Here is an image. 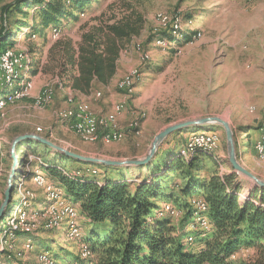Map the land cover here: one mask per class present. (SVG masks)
Wrapping results in <instances>:
<instances>
[{
    "label": "rangeland",
    "instance_id": "rangeland-1",
    "mask_svg": "<svg viewBox=\"0 0 264 264\" xmlns=\"http://www.w3.org/2000/svg\"><path fill=\"white\" fill-rule=\"evenodd\" d=\"M13 1L0 0V26L8 24L6 32H10L8 37H4L2 40L6 38L11 40L7 41L4 46L5 49L10 48L17 52H26L27 61L17 64L15 71L16 73H20L21 70L24 72L27 67V74H30L32 86L27 90L26 97L5 104L0 108V145L5 154L0 203L3 200V189L11 166L9 146L20 133L40 134L56 144L84 155L129 159L145 155L155 134L165 127L190 119L215 115L229 122L233 130L236 156L241 162L242 155L239 154L241 145L239 143L242 141L243 134H240L242 129L239 130L236 125L251 122L230 121L233 115V107L244 97L246 77L253 75L254 72H259L261 68L259 65L264 58V0L252 2L246 0H144L142 3L145 18L144 28L140 35L134 38L128 47L122 51V57L128 64L127 70L108 88L96 87L85 96H78L72 90L68 94H64L62 87L55 86L56 79L51 74L41 71L48 60L47 48L52 40L61 35L69 36L74 41L77 40L80 22L98 14L101 9L114 0H92L85 13H81L82 20L75 24H62L59 30H49L47 41L44 44L41 43L42 38L37 34H28L27 26L29 27L33 14H35L34 8L31 5L23 4V12L13 11L11 13L8 9L6 11L5 8ZM5 11L8 14L6 20L2 21L3 14H6ZM176 15L180 17H177L179 20L177 27L174 28L172 24ZM168 27L171 28L170 33L179 40H181L179 37L181 32L189 30L188 32L193 31L195 33H192L193 36L190 40L180 44L168 43L167 39L152 42L148 40L150 35L158 30L167 31ZM137 44H140L139 50L136 49ZM1 45L0 50L2 51L4 49ZM19 66H22L21 70ZM36 66L37 71L31 72ZM139 67L142 72L135 79V85H132L131 91L125 93L118 89L120 80L132 73L133 70H138ZM34 75L40 81V89L36 94H33ZM7 87L0 86V99L9 93L10 87ZM64 99L65 105L61 106ZM90 104L98 109L101 108L103 111H106L111 104L112 107L105 113L96 114L91 109ZM72 107H78L89 116L102 122L109 121V116L112 115L113 120L115 119L118 124L119 112L127 110V118L123 121L125 125L121 127L119 124L123 130L127 131L126 136L121 140L103 139L100 138L101 130L97 128L98 137L95 141L81 139L71 128V121L60 115V112ZM136 119L137 122H135ZM262 119L264 124V112ZM62 122L73 134L60 129L51 132L53 127L61 125ZM142 122H146L143 128L141 127ZM129 125L132 127L129 128ZM21 126H25V132H21ZM208 131H216L218 135L207 138L210 144L217 145L212 153L200 148V146H195L196 143L190 138L192 134ZM261 138H264V134L258 137L255 142ZM168 141L170 142V149L174 148V150L173 153L166 152L164 158H169L174 154L187 159L197 151L208 154V156L200 155L202 169L199 170V176H209L215 169L221 175L226 172L225 168H231L227 160L224 131L220 126L213 129L209 127L197 131L193 129L184 131L170 136ZM176 141H180L181 146L175 145ZM30 142L28 144L23 143L19 152L17 151L18 144L16 145L18 166L12 180L15 185L13 192L16 191L19 178L26 175L25 178H21L26 181L28 190L33 194L31 200L33 206L30 208H42L43 211L39 214H31L30 219L34 220V225L29 232L31 235L28 240H25L26 236L18 235L15 239L6 236L4 241L0 235V264H92L93 258L85 260L79 258L81 256L88 257L91 253L85 250L87 248L86 236L92 232L101 235L106 228L102 225H94L83 215L80 205L66 195L64 188L59 183L48 177L43 166L46 183L39 185L31 181L30 175L21 170L20 164L23 161L20 153L24 155L28 152V154L33 155L31 157L32 164L35 163L36 159H39L41 164L45 160L53 162L54 159H57L56 163L61 166L60 168L64 173L67 172L64 169L74 170V168H85L86 165L65 159L50 148ZM255 142L253 148L258 158L256 160L259 164H263L264 156H261L255 149ZM159 148L153 158L157 153L162 158L163 152ZM188 148H190L189 151ZM209 154L218 159L214 158V162ZM29 157L30 155H26V160ZM154 164L156 163H153L152 166L129 167L123 171V174L130 182L137 178L149 177L156 166ZM241 164L244 166L242 162ZM37 165L41 167L38 160ZM90 172L97 173L95 169H91ZM73 174L78 175L79 172L76 171ZM261 175L263 177H259L264 178V172ZM238 176L240 182L247 186L245 193H238L243 198L248 195L253 186L244 177ZM170 178L172 179L168 182L170 185L176 181L180 182L181 179L174 174H171ZM27 180L35 188L28 185ZM165 187L167 186L165 185ZM13 192L10 206H8L4 216L8 214L14 203ZM55 192L61 194L59 200H62L63 205L53 211L50 209L44 211L46 201ZM38 193L41 195L38 196ZM168 200L161 205V208L166 212L167 219L171 223L180 225V218L183 213L180 206L183 201L181 203L179 199L177 201L171 197ZM198 200L204 201L200 196H193L189 198V203L191 202L196 207ZM38 201H41L39 207L35 205ZM205 204L207 205L206 202ZM66 206H71V208L66 209ZM171 208L176 210V214H172ZM206 208L208 210V206ZM207 210L205 211V218H209ZM194 212L195 209L192 213ZM4 216L0 220V226ZM72 216L73 221H69V223L77 224L78 236H68L67 234V217ZM190 216L192 217V215ZM50 221L56 222V224L54 225ZM211 227L212 223L200 224L199 227L193 218L189 219L186 224L188 230L200 231L203 235L210 232ZM187 240L192 243V247L197 245L193 242L192 236H188ZM253 252L254 249L252 248H242L232 254V257L239 260L245 259L251 256ZM41 253L50 254L52 262H49L48 259L44 260Z\"/></svg>",
    "mask_w": 264,
    "mask_h": 264
},
{
    "label": "trees",
    "instance_id": "trees-1",
    "mask_svg": "<svg viewBox=\"0 0 264 264\" xmlns=\"http://www.w3.org/2000/svg\"><path fill=\"white\" fill-rule=\"evenodd\" d=\"M91 1L14 0L5 9L11 13L23 12V4L31 5L35 14L27 26L28 34H37L44 44L49 30H59L62 24L82 20L81 13H85ZM143 2L111 1L98 14L80 22L77 40L66 35L52 40L47 48L48 60L41 71L56 79V87L68 88L81 96L96 87L106 86L116 74L121 52L144 28ZM7 14H3L2 21L6 20ZM7 27L8 24H3L0 28L2 49L6 48L7 41H11L2 40L10 33L6 32ZM170 29L167 28L169 33L158 30L148 40L167 39L168 43L180 44L190 40L195 33L181 32L179 40ZM33 71H37V66ZM138 72H142L140 67ZM188 130L192 129L182 128L170 133L159 148L163 152L162 158L157 153L147 164L156 163L153 172L149 177L137 178L134 183L126 179L123 171L128 168L124 167L88 164L62 156L86 165L74 170L63 168L68 172L64 173L56 163L57 159L43 162L48 177L59 183L66 195L80 205L81 213L94 225L106 228L101 235L92 232L86 236L85 244L91 253L85 258L80 255L81 260L93 258L92 264H264V189L253 187L241 198L238 194L241 182L232 168L221 175L215 169L209 176H199L202 169L200 155L208 156L201 151L187 159L174 154L164 158L166 152L174 150L170 149L168 138ZM23 143L29 141L19 142L18 152ZM181 144L176 141L175 145ZM209 156L214 160L213 155ZM91 169L97 173H91ZM76 171L78 175L73 174ZM171 174L179 176L180 182L170 185ZM193 196L202 197L208 206L212 227L204 235L186 228L195 209L189 203ZM169 197L183 201L179 205L183 210L180 225L171 223L161 208ZM188 236L197 243L195 247L188 242ZM242 248H252L254 252L245 259L232 257Z\"/></svg>",
    "mask_w": 264,
    "mask_h": 264
},
{
    "label": "bare ground",
    "instance_id": "bare-ground-1",
    "mask_svg": "<svg viewBox=\"0 0 264 264\" xmlns=\"http://www.w3.org/2000/svg\"><path fill=\"white\" fill-rule=\"evenodd\" d=\"M246 1L252 2L254 0H246ZM177 17L178 15H176L173 18L172 27L174 28L177 27V21L179 20V18ZM139 45L140 44L136 45L137 50L140 49ZM27 59H28L27 54L26 52L23 51L17 52L10 48H7L0 52V69H1L0 86L10 87L9 93L0 99V108L5 104L12 103L17 99L26 97L27 90L31 88L32 85L29 76L21 75L20 73H16L15 71V69H17L16 65L25 63ZM138 75H139L138 70H133L132 73L127 74L125 77H123L120 80L118 84V89H120L125 93L131 91L132 85L133 86L135 85V79L137 78ZM44 93H46V91H44ZM60 115H62L65 119L70 120L71 121L70 126L74 130V132L81 139L86 141H95L97 139L98 137L96 133L97 128L101 130L100 138L103 139L121 140L126 136L127 133L126 130H123L119 126L118 122H116L115 119L113 120L112 115L109 116L110 119L109 121H105V122H102L101 120L93 121L92 123H90L89 128H86L85 121H80V118H76L77 115H85V117H87L89 120H96V119L89 116L78 107H72L69 110L67 109L63 110L62 112H60ZM128 127L131 128L132 125H129ZM111 129H113V135H115V138L110 137ZM212 135L218 136L216 134V131L215 132L208 131L206 133L192 134L190 138H192L194 143H196V145L194 144L195 146H200V148L212 153V150L217 146V145H212L207 141V138H209ZM200 141L203 143H200ZM202 145H204L205 147H203ZM189 149L190 148H188V151ZM255 149L258 151V153L261 156H264V138H261L255 142ZM20 155L22 156L21 160L23 161L20 164V166H22L21 170L26 171L27 175H30L29 178H31V181H33L34 183H37L39 185H44L46 182V175L44 173V169L42 168V166L45 167V164L44 163L41 164V161L39 159H36L35 163L32 164L31 157H33V155L28 154V152L24 155L20 153ZM26 155H30L29 157L30 159L28 158V160H26L25 158ZM37 160L39 161L41 167L37 165ZM4 166H5V154L3 148L0 145V189L2 187V179L4 176V170H5ZM25 176L26 175H23L21 177L25 178ZM21 177L17 182L15 193L13 192L14 203L12 204L8 214L4 216V220L0 226V235L1 238L3 237L2 239H4V241L7 237H9L10 239H15L18 235L26 236L25 240H28L29 236L31 235L29 232L34 225V220L30 219L31 214H39L41 213V211H43L42 208H35V209L30 208L31 206H33L31 202L33 194L30 193L28 187L25 184L26 181ZM60 197L61 194L55 192L50 198H48V200L45 203L44 211H46V209H50V211H53L56 209V207L62 206L63 202L62 200H59ZM36 206L39 207L38 205ZM206 207L207 205L205 204V202H200V200L196 202V207H194L195 212L192 214V218L195 220V223L199 227L200 224L206 225V223L208 224L211 223L208 217L206 218L204 217L206 215L205 214V211L207 210ZM65 208L68 209L71 208V206H66ZM69 221H73V216L67 217L66 226H67L68 236H78L79 229L77 224L73 222L69 223ZM50 223H54V225L56 224V222L53 221H50ZM85 250L87 252L90 251L88 247L85 248ZM49 255L47 253H41V256L44 260L48 259L49 262H52V259L50 258Z\"/></svg>",
    "mask_w": 264,
    "mask_h": 264
},
{
    "label": "water",
    "instance_id": "water-1",
    "mask_svg": "<svg viewBox=\"0 0 264 264\" xmlns=\"http://www.w3.org/2000/svg\"><path fill=\"white\" fill-rule=\"evenodd\" d=\"M214 125L220 126L224 131L227 160L233 171H235L238 175L244 177V179L248 183H250L253 187L264 189V178L255 175L252 171H250L245 166H243L241 162L237 159L235 152L233 130L229 122L220 116L209 115V116L190 119L169 125L164 129H162L161 131H159L157 134H155V136L153 137L150 143L148 151L146 152L145 155H143L142 157L129 158V159H113L102 156L80 154L52 142L45 136L33 132H28L17 135L12 140L9 146V156L11 158V166L6 178L5 188L3 189V200L0 203V220L3 218L5 211L8 209V206H10L11 203L12 192L14 191L15 188V185L12 180L18 166L16 145L23 140H27L29 142L32 141L34 143L41 144L45 147L50 148L54 152H57L60 156L73 158L88 164L129 168V167H138V166L147 165L151 161L153 156L156 154V151L159 148L160 144L173 131L180 130L182 128L201 129L204 127L207 128L209 126H214Z\"/></svg>",
    "mask_w": 264,
    "mask_h": 264
},
{
    "label": "crops",
    "instance_id": "crops-1",
    "mask_svg": "<svg viewBox=\"0 0 264 264\" xmlns=\"http://www.w3.org/2000/svg\"><path fill=\"white\" fill-rule=\"evenodd\" d=\"M122 53L120 54V57L117 61V70H116V74L114 75V77L111 79V81L104 86V88H108L109 85L115 81L116 79H119L120 76L127 70L128 68V64H126L125 60L122 57ZM264 54V51H263ZM262 62L259 65L261 68L259 69V72H254L253 75H249L248 77H246V81L244 82V88H245V92H244V97L242 98V100L235 106L233 107L232 110V119L230 122H251L249 124H237V128L238 127H243L242 130H240V134H243L241 139V143H239V145H241V148L239 150V154L242 155V157L240 158L241 162L244 164V166L249 169L250 171H252L253 173H255L258 176H262V172H264V163L263 164H259L257 162L256 159V153L254 151L253 148V144L255 142V140L260 137L261 135L264 134V124H263V119H262V113L264 112V58H262ZM22 67V66H21ZM20 66V70L22 69ZM27 67L25 68L24 72H20L21 75H25V76H29L30 74H27ZM32 72V71H31ZM38 75V74H37ZM37 76L34 75L33 76V80H34V89H33V94H36L39 89H40V81L37 80L36 78ZM62 91L64 92V94H68L70 92V89L68 88H63ZM78 96H81L79 94H77ZM251 98V99H250ZM65 105V99L64 101L61 103V106ZM91 105V109L96 113V114H101V113H105L107 111H109L111 109V105L108 106L106 111H103L101 108H97L96 106ZM90 107V106H89ZM253 109L252 111L249 110ZM119 124L121 127H123L125 125V122H123L124 120H126L128 115L127 110H123L122 112H119ZM254 122V123H253ZM146 125V122H142L141 127L143 128V126ZM22 127V131L21 132H25L26 130L24 129L25 126H21ZM56 129H60V130H66L71 132L65 123H61V125L53 127L51 129V132L53 130ZM72 133V132H71ZM21 134V133H20ZM73 134V133H72ZM129 134V133H128ZM99 143H101L100 141H98ZM221 145V144H220ZM230 168H225V171H229ZM263 177V176H262ZM28 185H30L32 188H35L34 185L31 184V182L29 180H27ZM247 186L243 185L241 183V187H240V193L243 194L247 191ZM41 195V193H38V196ZM41 201H38L37 204L35 205H40Z\"/></svg>",
    "mask_w": 264,
    "mask_h": 264
},
{
    "label": "built area",
    "instance_id": "built-area-1",
    "mask_svg": "<svg viewBox=\"0 0 264 264\" xmlns=\"http://www.w3.org/2000/svg\"><path fill=\"white\" fill-rule=\"evenodd\" d=\"M1 28V26H0ZM0 77H1V69H0ZM114 107V106H113ZM76 118H80V121H85L86 122V128H89L90 127V123H92L93 121H97V120H89L87 117H85V115H77ZM72 122H73V119H72ZM135 122H137V119L135 120ZM110 137H113L115 138V135H113V129H111V136ZM200 143H203L200 141ZM196 145V144H195ZM46 183V182H45ZM47 185V184H46ZM54 189V188H53ZM200 202H204L203 200H200ZM56 208H60V207H56ZM172 209V208H171ZM172 214H176V210L175 209H172ZM15 231V230H14Z\"/></svg>",
    "mask_w": 264,
    "mask_h": 264
}]
</instances>
